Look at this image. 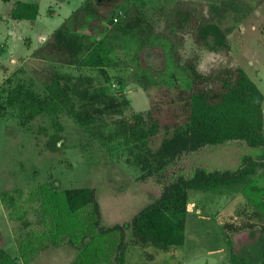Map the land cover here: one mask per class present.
Instances as JSON below:
<instances>
[{
	"label": "rangeland",
	"instance_id": "374dc122",
	"mask_svg": "<svg viewBox=\"0 0 264 264\" xmlns=\"http://www.w3.org/2000/svg\"><path fill=\"white\" fill-rule=\"evenodd\" d=\"M13 1L0 0V105L3 106L0 109V247L20 264H230L221 236L222 223L264 224L258 210V205L264 203V155L257 158L243 141L204 146L180 155L165 170L163 178L167 179L177 174L189 175L195 167L233 169L242 163L251 172L249 186L241 184L219 191L189 190L182 244L170 246L165 252L133 245L126 229L125 248L121 260L118 259V233L99 235L92 224L90 205L68 210L61 193L66 188L93 189L102 226L128 222L159 194L164 179L138 180L141 171L132 157L121 145L116 147V138L106 143L103 138L113 131L111 120L143 113L149 109L150 102L169 99L173 106L179 107L181 101L175 93L178 88L186 89L189 80L176 67L177 61L191 58L201 73L240 67L264 98V0L234 1L239 10L226 12L223 19V27L231 29L224 50L211 51L196 45L183 29L170 38L177 60L174 50L168 51L165 44L158 43V40L164 43L162 36L153 42V48L142 49L137 57V44L127 39L121 48L117 47L116 54L111 53L119 65L107 68V78L96 68L55 64L54 71L59 74L86 75L92 86H107L111 94L127 99L128 104L119 115L106 117L111 126L93 131V127L84 129L66 111L25 119L17 107L6 104V94L16 84L35 85L31 82L35 78L31 74L30 53L43 42L41 36L46 38L82 0H36L37 16L31 23L8 17ZM124 1L105 0L98 5L109 10ZM130 1L138 5L156 30L167 33L161 28L162 17L174 0ZM219 1L180 0L193 12L204 10L207 4L217 5ZM82 33L87 34L85 30ZM142 64L147 69H141ZM141 73L149 79L145 88L137 83ZM165 92L169 97L163 99L161 93ZM261 109L264 121V99ZM54 122L60 126L56 131L60 138L58 148L52 151L46 140L55 130ZM243 156H248L244 162ZM261 237L256 228L232 232L229 235L232 252L236 256L257 257Z\"/></svg>",
	"mask_w": 264,
	"mask_h": 264
},
{
	"label": "trees",
	"instance_id": "16d2710c",
	"mask_svg": "<svg viewBox=\"0 0 264 264\" xmlns=\"http://www.w3.org/2000/svg\"><path fill=\"white\" fill-rule=\"evenodd\" d=\"M102 1L105 0H82L32 50L29 56L35 81L31 82L35 85L16 84L5 97L6 104L17 107L19 115L32 119L42 113L55 115L66 111L84 129L93 127L92 131L94 128L102 130L110 125L106 117L119 115L127 106V99L111 94L107 86H92L86 75L59 74L54 71L55 64L96 68L101 76L107 78V68L119 65L118 59L111 53L116 54L117 47L121 48L127 39L137 44L136 57L142 49L153 48V42L162 36L164 43L160 40L158 43L165 44L167 50L173 52L170 38L183 29L188 31L196 45L211 51L224 50L228 45L226 36L231 30L223 27L224 15L239 10L235 0H220L217 5L207 4L204 10L195 12L183 6L180 0H174L162 17L161 28L167 31L164 34L162 30L155 29L134 1L125 0L109 10L99 7L98 3ZM37 11L36 0H15L11 3L8 17L32 22ZM84 30L86 35L82 33ZM174 57H177L175 50ZM139 67L147 69L145 64ZM176 67L185 72L189 80L186 89L178 88L175 93L181 101L179 107L173 106L169 99L167 102H150L149 109L143 113H132L129 118L121 115L111 120L113 131L103 138L105 143L116 138V147L121 145L132 157L141 171L138 180L151 177L156 181L164 179L159 194L135 212L128 222L102 226L99 225V209L93 189L74 187L63 189L61 193L68 210L90 205L92 224L99 235L118 233L116 250L120 260L126 244L123 241L126 229L132 244L141 248L152 247L165 252L170 246H181L189 190L219 191L221 188L234 189L241 184L244 187L250 184L251 172L243 163L233 169L195 167L189 175L163 178L165 170L180 155L231 140L243 141L254 150L257 158L264 155L261 109L264 98L245 71L240 67H223L201 73L195 69L191 58L177 61ZM146 80L149 79L141 73L137 83H142L145 88ZM161 95L163 99L169 97L166 92ZM0 109L3 110V106L0 105ZM53 128L55 130L46 140V146L52 151L58 148L56 144L60 138L56 132L60 129L59 124L54 122ZM246 157H242V162ZM262 204L258 205V210L264 217ZM253 215L260 217L257 212ZM242 228H256L261 233L258 256L255 258L236 256L232 252L229 235ZM221 236L226 243L230 264H264V224L223 222ZM0 264L20 263L0 247Z\"/></svg>",
	"mask_w": 264,
	"mask_h": 264
},
{
	"label": "crops",
	"instance_id": "0c3cea01",
	"mask_svg": "<svg viewBox=\"0 0 264 264\" xmlns=\"http://www.w3.org/2000/svg\"><path fill=\"white\" fill-rule=\"evenodd\" d=\"M19 1H20V0H19ZM37 6H38V4H37ZM36 16H37V15H36ZM35 18H36V17H35ZM34 20H35V19H34ZM34 20H33V21H34ZM12 21H16V20H12ZM19 21H21V20H19ZM33 21H32V22H33ZM16 22H18V21H16ZM30 23H31V22H30ZM41 37L43 38L42 40L44 41V38H45V37H44V36H41ZM41 43H42V42H41Z\"/></svg>",
	"mask_w": 264,
	"mask_h": 264
}]
</instances>
